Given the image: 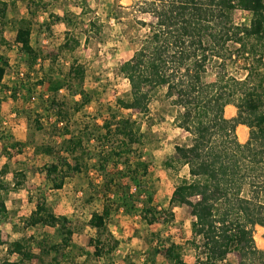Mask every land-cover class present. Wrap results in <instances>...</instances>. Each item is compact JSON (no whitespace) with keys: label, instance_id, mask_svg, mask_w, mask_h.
Returning a JSON list of instances; mask_svg holds the SVG:
<instances>
[{"label":"trees","instance_id":"obj_1","mask_svg":"<svg viewBox=\"0 0 264 264\" xmlns=\"http://www.w3.org/2000/svg\"><path fill=\"white\" fill-rule=\"evenodd\" d=\"M55 1L25 0L27 16L10 17V2L0 0V39L6 42L4 31H14L19 62L27 71L35 72L32 82L17 75L12 85L6 84L11 64L8 56L0 53V93L10 91V97L17 98L18 94L21 97L17 99L27 101L38 86L48 85V95L42 96L40 104L48 122L35 109L17 111L25 115L31 129L47 130V142L36 147V153L47 160L39 168H12L13 159L24 152L26 144L3 127L0 118L1 153L8 159L0 174L13 175L14 190L22 189L38 171L53 189H61L73 174H85L93 191L91 199L102 200V207L88 220L96 231L90 239V249L75 244L77 229L72 218L55 214L44 193H40L30 215L21 218L23 228H46L48 232L53 229L54 233L46 231L41 237L32 234L5 242L0 230V247L6 246L7 254L0 264H116L114 254L120 242L109 227L116 211L123 209L137 215L139 222L148 226L168 224L174 214L153 204L154 192L148 189L150 164L136 158L144 143L142 134L136 131L131 118L121 115L122 98L114 106L102 105L97 113L85 115L91 121L75 118L101 98L96 87H86L87 69L77 57L66 73L57 68L58 52H73L81 45V14L68 4L64 8L67 40L57 53L46 54L33 45L35 21ZM77 1L84 10L87 0ZM149 1L148 6L142 5V11L150 12L156 22L144 24L149 26L141 45L144 55L126 68L132 103H125V107L146 111L153 93L160 88L166 89L168 97L178 95V103L184 107L177 117L178 126L192 136V143L176 145L179 159L189 169V176L180 180L177 191L182 204H189L195 196L200 201L191 208L192 238L185 243L171 235L162 236L161 231H147L144 237L136 230L147 244L141 264H189L186 256L192 249L195 264H222L231 253L239 256L238 264H264V250L255 246L253 238V227L264 226V73L258 71L259 80L252 83L250 74L240 79L219 70L215 81L203 82L211 62L224 63L230 43L240 45L242 54L259 55L262 65L264 0ZM236 10L247 14L243 22H235ZM63 89L68 91V98L62 96ZM2 102L0 97V106ZM229 104L238 108L233 118L225 116ZM240 124L250 129L245 143L237 136ZM0 187L6 188L2 180ZM111 192H118L120 200L110 198ZM12 213L1 197L0 222L10 219ZM125 262L136 264L128 257Z\"/></svg>","mask_w":264,"mask_h":264},{"label":"rangeland","instance_id":"obj_2","mask_svg":"<svg viewBox=\"0 0 264 264\" xmlns=\"http://www.w3.org/2000/svg\"><path fill=\"white\" fill-rule=\"evenodd\" d=\"M8 1L11 8L10 17L27 16L25 0ZM149 2V0H87L83 10L77 0H68V3L65 0H56L47 11L39 14L32 35V42L35 47H41L46 54L57 53L59 46H64L67 40L64 8L68 4L71 10L81 14L82 20H84L78 32L81 45L73 52H58L57 68L66 73L73 62V58L77 57L87 69L86 87H96L101 93V98L99 101H93L89 107L75 115V118L81 122L82 120L91 121L85 115L91 116L97 113L98 110H101L102 105L105 108L107 105L114 106L117 104L118 98H122L124 103L121 104V115L131 118L135 122L136 131L142 134L144 143L138 148L139 156L136 158L146 160L150 164L151 177L148 180V189L154 192L153 204L160 209H169L174 214L168 224L164 225L161 222L148 226L139 222L137 215L127 214L123 209L116 211L109 223L110 229L120 242L114 254L116 264H126V257L136 264H141L147 244L137 235V229L140 231V235L144 237L147 231H161L162 236L171 235L177 242L185 243L191 239L192 216L190 211L200 201V198L195 196L191 198L189 204H182L180 194L177 191L180 180L189 176V169L188 165L179 159L176 145L192 143V136L178 126L177 117L184 111L183 105L178 103V95L168 97L165 94L166 89L160 88L153 93L146 111H140L135 107H125V103H132V91L126 77V68L135 64L139 57L144 55L141 45L147 32H149V26L144 24L156 22L150 12L142 11V5L146 3L148 6ZM246 17L247 14L242 10L234 12L235 22H243ZM93 22H95L94 25H92ZM4 38L6 42L0 39V53L7 55L11 64L4 82L12 85L11 80H14L17 75L24 77L28 82H32L35 79V72L27 71L26 66L19 62L14 31L5 30ZM67 47L64 48L68 49ZM262 52L263 63L261 65L257 59L259 55L242 54L240 45L234 46L230 43L224 63L211 62L203 74V82L215 81L219 70H225L229 76L240 79H244L250 74V81L252 83L258 82L257 72L264 73V49ZM47 65L48 61L45 62V67ZM47 87V83L38 86L27 101L17 99L21 97L18 94L17 98L10 97V91L0 93V97L3 98L0 106L2 126L10 129L17 140L26 144L24 152L12 161L11 167L14 169L21 165L28 168H39L47 160L43 154L36 153V147L48 140L47 130L31 129L25 115L17 114L18 110L29 107L31 110L35 109L42 113L44 120L47 119V112L40 105L48 95ZM23 92L20 91V93ZM67 92L63 89L61 91L62 96L66 95L68 98ZM229 105L235 108V115L233 116L235 117L238 108L235 104ZM226 107L225 116L233 118L228 117L230 114L229 111H226ZM105 108L103 112L106 114ZM31 117L32 119L35 117L33 112ZM53 119L54 117L51 116L50 121ZM98 123L101 124L102 120L99 119ZM30 124L34 126V121ZM238 126L236 129L238 139L245 143L249 139L250 129L245 125L248 128L247 136L242 138ZM48 128L49 123H47ZM1 150L0 144V168L8 161L2 155ZM1 180L6 188L0 187V198L6 199L8 209L13 212L10 219L0 222V230L5 242L14 241L21 236L29 237L32 234L41 237L48 232L46 228L24 229L21 222V218L30 215L34 209L35 201L40 193H44L55 214L68 215L72 218L77 229L73 236L75 244L89 246L90 249H93L90 247V239L96 231L88 225V220L92 212L101 209L102 200L91 199L90 194L93 191L88 186V178L85 174H73L67 177L61 189H53L40 171L30 176L25 186L20 190L13 189L12 174L6 176L0 174V182ZM110 194H112L110 198L113 200H120L121 198L118 192H111ZM13 224H17V227H14ZM49 231L48 233L51 235L54 233L53 229ZM253 238L255 246L264 250V226L257 224L253 227ZM5 247H0V259L7 255ZM195 257V250L192 249L188 252L186 259L189 264H195ZM239 260L237 254L231 253L222 264H238ZM62 264L66 263L63 262ZM159 264L167 263L159 261Z\"/></svg>","mask_w":264,"mask_h":264},{"label":"crops","instance_id":"obj_3","mask_svg":"<svg viewBox=\"0 0 264 264\" xmlns=\"http://www.w3.org/2000/svg\"><path fill=\"white\" fill-rule=\"evenodd\" d=\"M229 107H226V111L228 112L229 111V116L228 117H233L235 115V108L232 106V105H228ZM247 127L243 124H240L238 126V131H239V134L241 135V137L243 138H246L247 136ZM243 135V136H242Z\"/></svg>","mask_w":264,"mask_h":264}]
</instances>
